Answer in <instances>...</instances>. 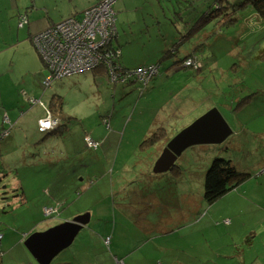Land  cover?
<instances>
[{
  "label": "rangeland",
  "instance_id": "374dc122",
  "mask_svg": "<svg viewBox=\"0 0 264 264\" xmlns=\"http://www.w3.org/2000/svg\"><path fill=\"white\" fill-rule=\"evenodd\" d=\"M211 1L189 0L187 3L191 8L183 13L184 20L190 21V14L200 13ZM185 4L181 0H115L112 8L118 19L119 36L113 42L119 47L121 44L120 48L123 47L124 54L133 62L159 63V71L156 69L151 76L146 77L138 87L139 91L129 85L122 94L117 89L113 93L114 90L107 86L119 82H105L107 85L103 83L97 86L92 72L53 80L46 90L54 91L61 97L62 111L66 116L81 120L79 122L77 118H70L65 121L69 125L68 133L63 136V145L59 147L65 154L64 158L58 161L51 159L62 133L56 138L37 128L33 133L38 142L32 146L31 156L27 152L29 146L19 148L20 153L22 151L25 155H0V229L8 232L28 231L34 227L33 222L17 224L15 221L27 218L32 213L33 220L37 217L41 200L37 193L44 188L55 192L61 200L58 203H63L61 213L52 219L59 221L66 214L78 212L92 214L91 221L80 229L73 242L59 252L51 264L74 250L80 254L90 250L92 255H96L97 264H105V259L110 262L114 254L119 256L127 251H136L140 247L135 246L141 241V238L136 239L140 235V227L123 218L120 207L124 198L126 202L132 200L133 204L137 203L136 196L133 192L126 193V188L120 189L119 186L125 177L134 173L140 175L146 160H150L151 152L157 145L153 134L158 126L163 124L165 127L166 133H159L156 138L163 147L170 135L212 107L218 108L233 132L221 143L189 147L177 159V163L184 165L193 184L187 194L182 193L183 200L190 206V197L193 195L195 205L186 213V220H181L186 226L171 235L156 234L159 235L155 238L157 247L156 243L151 242L143 244L140 251L166 254L164 258L159 257L164 262L176 256L179 261L188 260L191 263L212 258L221 264H241L240 260H244L245 264H264V19L247 7L238 12L235 24L233 22V25L220 28L211 21L194 36L187 38L184 44L173 45L174 37H179L178 30L184 24L174 8ZM171 45L179 49L178 55L162 59L165 50ZM202 46L203 51H200ZM196 47L200 48L196 52L197 56L189 57L190 61L185 62L184 59L180 64H173L175 59ZM119 56L117 63L121 69H125ZM31 59L30 48L25 42L0 51V70L6 62L9 64V60L14 61L9 74H0L2 99L20 101V90L30 92L34 80L32 70L35 68ZM37 62L42 66L39 58ZM106 76L108 78L107 72ZM154 76L157 78L154 79L153 92L139 96V92H143V87ZM132 84L136 87L135 82ZM242 97L245 98L242 100ZM41 99L46 102L44 98ZM241 100L243 102L240 104ZM25 129L31 131V127ZM84 131L95 139L108 138V143L119 142V151H116L119 146L112 145L110 148L104 145L97 151L99 160H90V151L84 148ZM79 154L82 157L84 154L85 158L77 162L75 159ZM216 155L230 158L240 171L248 173V177L209 204L203 198V183L206 169ZM89 179H92L91 183ZM139 179L146 182L143 177ZM14 180L24 183L21 188H27L28 195L36 194L29 201L28 209L25 207L29 204L17 207L7 204L21 191L20 187H13ZM134 184L137 183L130 185ZM151 192L148 194L152 197L156 193L165 196L168 188H161L154 194ZM162 213L159 207L153 212L149 211L148 217L156 221ZM171 219L178 221L174 216ZM113 230L114 239L108 249L97 241L95 234L102 239L103 234L108 231L111 234ZM21 248L23 246L20 244V249L15 246L8 252L3 264L10 262L13 257L16 258L13 264H38L34 259L29 262ZM138 253L134 256L131 254L125 264H142L136 259ZM216 253H221V256ZM223 254L234 257L224 258ZM121 262L123 264L122 259Z\"/></svg>",
  "mask_w": 264,
  "mask_h": 264
},
{
  "label": "crops",
  "instance_id": "0c3cea01",
  "mask_svg": "<svg viewBox=\"0 0 264 264\" xmlns=\"http://www.w3.org/2000/svg\"><path fill=\"white\" fill-rule=\"evenodd\" d=\"M98 1L100 0L92 1V2L90 0H0V51L4 50V48H7L8 46L16 45L19 42H25L28 44L30 48V55L32 56L31 62L35 66V68L32 70L34 80L31 83L30 92L27 93L23 89L20 90L18 92L21 95L20 101L16 99L13 101H5L4 99L1 98V93H0V128L2 127L9 128V134L0 141V155L10 156L11 154H17V153H20L19 148L23 146H29L27 149V152L31 156V154H33L31 153V148L33 145L37 144L38 142L35 138L36 135H34L33 133L34 129L37 128L39 130L38 121L41 118H44L46 116L47 111H50L52 114L57 115L60 118V120L56 128H54L53 130H50L49 132L48 131H45V132L53 134L56 138L58 137V134L62 133V135L60 136V139L58 140L59 141L58 145H56V148H55L57 150L55 151V154L52 156L51 159L54 161L55 160L58 161L64 158L65 154L61 152L62 149H60L59 147L63 145L62 138L66 133H68L67 128L69 125L60 126V124L65 123L64 117L65 118L70 117L71 119L77 118V117L70 116V115L66 116L62 111V108H63L62 106L60 109H56L55 105H54L55 107L54 109L50 108V103L52 99L56 96V92L54 91L48 92L46 90L49 87V85H51V83L48 86H45L43 84L44 78L47 74V68L43 64H41L42 66H40V63L37 62V59L39 58V56H38L36 46L31 41V36L46 29L51 24L56 23L68 16H71V15L78 16L79 14H81V12L84 9L88 8L89 6L93 4H96ZM160 6L158 9H160ZM22 13L27 15L26 23L22 25L21 27H18L19 26L18 17ZM117 23H118V19H116L117 34L115 38L119 36ZM177 38H178L177 36L174 37L175 40ZM185 40L186 38L184 39L183 42L182 41L181 42L184 44L186 42ZM121 46L122 45L120 44V47ZM120 50L121 51L119 54L120 55L119 61L122 67L124 68H134L140 65L153 63V62L150 63L148 61L133 62L130 60L131 58L127 54H124L123 47L120 48ZM13 63H14L13 60H9V64L6 62L4 67H2L0 70V74H2L3 72L9 74ZM91 72H92L91 75L94 77L95 81L97 82V86H100L105 82L109 83L108 78L106 76V72L103 68H96L93 71H90V72L88 71V72H83V73L89 74ZM157 75H161V74L158 73ZM156 78L157 76H154L152 80L147 84V86L143 87L144 90L142 93L139 92V96L148 95L153 92L152 89L155 88L154 79ZM134 82L135 81L133 80V81L123 83V84H120L119 82V84H116V85L113 84V86L107 85L106 83L105 85L112 88L114 90L113 93H115V90L117 89L118 93L122 94L125 92V88H127V86L129 85H131L130 86L131 88H135V90H138L139 84L135 82L136 87H133L132 83ZM40 92H41V95L39 96ZM37 95H38V98H36ZM41 98H44L46 102H43ZM33 99L35 100V102L32 101ZM5 117L9 119L8 123L4 121ZM70 118L65 119V121H68ZM77 120L79 119L77 118ZM107 121H109L108 118H107ZM79 122H81V120H79ZM158 122L159 121L156 120L157 124ZM160 122H163V120H160ZM160 126H164V125L161 124ZM26 127L27 128L31 127V131L26 130L25 129ZM29 134L31 136L30 141H28ZM86 135H89L90 137H92L87 131H84L83 140ZM17 136H19V140L17 139ZM173 136L174 135H170L168 138L171 139ZM93 139L98 141L99 143L98 147L95 149L89 148L84 144L85 145L84 148L90 151V153L88 154V158L90 160H93L94 162L99 160L100 156L97 153V151L99 150L100 147H103L104 145H109L110 148H112V145L119 146L118 148H116L117 149L116 151L117 152L119 151V148H120L119 142L111 141L110 143H108L107 141L108 138H101V139L93 138ZM146 141L147 140L145 139L144 143H146ZM155 143H157V145L154 146L153 151L151 152L150 160L149 161L146 160L145 166H143V168L140 170V175L139 174L136 175L134 173V174H131L130 177H125V179H123V184L119 186L120 189L126 188V193L130 194V192H133L136 196L135 198H136L137 203L133 204L132 200H129L128 202H126L124 198V200H122L120 203V207H121L122 217L133 221L136 225L140 227L139 228L140 235H138L136 239L141 238L140 239L141 241L140 243L135 244V246H140V247L143 244L147 245L148 243H151V242L154 244L156 243L155 245L157 247L158 243H157V240H155L156 236L171 235L174 232H176L178 229L180 230L182 227L186 226L185 223H182L181 220H186L185 219L186 213L189 212L195 205L193 195L190 197V204H191L190 206H188L187 202L184 201L182 197V193L187 194L188 189L193 188L192 179L190 178L191 176L190 175L187 176V172H186V169H184L183 164H181L180 162L177 163L176 161L175 164L166 171H163L160 173L153 172L154 163L158 159L164 146L166 145L165 143V145L161 147V144H162L161 141H156ZM12 144H14V146H11ZM105 150L106 148L103 151ZM20 154L25 155L22 151ZM37 154L38 156L40 155V149L37 152ZM54 157L56 159H54ZM179 157L178 159H180ZM84 158H85L84 154H83V157H82V154H79L75 160L79 162ZM139 177H143L146 182L143 183L142 181H140ZM81 180L82 178L79 179V181ZM91 182H92V179H89V183ZM135 182L137 184L130 185L131 183H135ZM22 184H24L22 181L21 182H17V180L13 181V187H16V188L20 187L21 191L20 193L15 194L12 201H8L7 204H13L15 205V207H17L18 205H22V204L28 205L30 203L29 201L34 198V195L36 197V194L28 195L27 188H21ZM81 186L82 185H80L79 187ZM110 188H113V186H111ZM161 188H168V193L165 196H160L159 194L156 193V191ZM177 188H179V190ZM150 191H153L151 192L152 194L154 193L156 194L152 197L151 195L148 194ZM43 193L47 194V196H44ZM143 193L147 195H144ZM37 195L41 197V200L39 201V206H38L39 214L37 215V217L33 220V213H32L30 214L31 216L27 218L25 217L21 220L15 221L16 223L17 222H24V223L33 222L34 227H31L28 231L16 230V231H11V232H8L6 229H0V233L2 234L1 240H0V251L2 252L0 264L4 263V259L5 257H7V253L10 252L15 246L20 249V244L23 246V248H21L22 254H24L30 262L31 259H34V257L31 255V253L27 250V248L24 245V240L30 234L34 232L44 231L48 229L49 227L60 224L66 220H70L74 216L80 214V212L75 213V214H69V215L66 214V216L62 217V219H60L59 221L52 219L54 218V216L61 213V209L63 208V203L59 204L58 202H60L61 200L58 199L55 192L50 191L49 189H46V188H44L43 191H41L39 194L37 193ZM127 195H126V198L129 196ZM162 202H163V206H161ZM133 206H135V208ZM29 207H30V204L25 208L28 209ZM44 207H54L56 208V211H54L53 213L49 215H46L44 213ZM159 207L162 208L163 215L160 214L161 216L158 217L159 219H156V221L155 220L152 221L148 217L149 211L153 212ZM128 209H130V211H127ZM88 214H89V218H88V222H89L92 219V214L91 213H88ZM171 216H174L175 218H177L178 221L171 219ZM180 216L182 217L180 218ZM168 218L169 220L167 221ZM156 234H159V235H156ZM95 236L97 237L98 239L97 241L101 245H106L104 242V238L106 236H109L110 243L109 245H106L107 248L109 249L110 244L114 239V230L111 232V234L109 233V231L103 234L102 239L97 234H95ZM121 238H123V236H121ZM249 242L251 241L249 240ZM140 247L136 251H132V252L127 251L124 255L118 256L114 254L113 260L110 259V262H109V259H105L104 263L105 264H116V259L119 258V259H122L123 264H125L126 261H129L127 259H130L131 254L132 256H134V254L138 253V251L139 253L136 255V259L137 261H141L142 264H198L199 262L200 263L203 262L200 259L197 261L198 263H191L188 260L179 261L177 260L176 256L169 257V259L164 262L161 259H159V257L164 258L166 254L151 253L150 251H147V252L140 251L141 249ZM170 255L171 254H169V256ZM216 255L221 256V253L219 254L216 253ZM95 256H96L95 254L94 255L91 254L90 250L86 251V253L84 254H80V252L74 250L72 252H68V254L60 256V258L56 261L55 264H97ZM222 256L224 258L234 257L231 254H223ZM14 259L16 258L13 257V259H11V261L8 262L7 264H13ZM93 259H94V263H93ZM53 260L54 258L52 259V261ZM34 262H36L35 259H34ZM240 263L245 264L244 260H240ZM202 264H221V263L217 259L208 258Z\"/></svg>",
  "mask_w": 264,
  "mask_h": 264
},
{
  "label": "built area",
  "instance_id": "2783aa9c",
  "mask_svg": "<svg viewBox=\"0 0 264 264\" xmlns=\"http://www.w3.org/2000/svg\"><path fill=\"white\" fill-rule=\"evenodd\" d=\"M115 0H100L84 9L78 16L71 15L32 36L34 45L39 49L49 70L44 80L48 86L53 80L61 79L76 73L92 71L98 67L107 70L108 81L124 83L128 79L143 84L146 77L157 69L155 65H142L132 70L121 69L117 63L120 48L114 47L116 37V18L112 3ZM25 14L19 15V25L26 22ZM190 61L189 58L185 60ZM188 63V62H187ZM35 102V100H32ZM60 118L47 111L39 123L40 131H50L57 127ZM5 122L9 119L5 117ZM105 123V121H104ZM9 134V128H0V140ZM85 145L97 148L99 143L89 135L84 137ZM56 211L54 207H44V213L49 215ZM1 240V234H0ZM106 245L110 237L104 238ZM2 252L0 251V260ZM116 264H122L116 259Z\"/></svg>",
  "mask_w": 264,
  "mask_h": 264
},
{
  "label": "trees",
  "instance_id": "16d2710c",
  "mask_svg": "<svg viewBox=\"0 0 264 264\" xmlns=\"http://www.w3.org/2000/svg\"><path fill=\"white\" fill-rule=\"evenodd\" d=\"M181 1L185 2L186 4L182 5V7L178 9L174 8V12L178 13L176 14L179 15V17L184 22V24H183V27H181L180 30H178L179 37L177 36L178 38L173 42V45L176 43H182L185 38L186 40H188L187 38L194 36V34H196L199 30H201L206 24H208L211 21H214L216 26L220 28L224 26L233 25L232 24L233 22L235 24L238 19V16H237L238 12L247 7H250L253 10L254 14L264 19V0H212L210 3L206 4L203 7L200 13L190 14L189 15L190 21L188 19L184 20L183 18V13L191 8V5L187 3L189 0H181ZM25 16L27 18L26 14ZM18 23H19V17H18ZM25 23L26 22H24L22 25H24ZM22 25H19L18 27H21ZM182 32L184 33L181 34ZM32 36H31V41H32ZM179 40L182 42H178ZM173 45H171L169 48L165 50V55L162 57V59L167 58L170 55H174V56L178 55L179 49H175ZM198 46L199 44H197V47ZM114 47L120 48L116 44ZM197 47L194 48V50L186 53L183 57L175 59L173 61V64L177 65L183 62L184 59H187L189 57L193 58L194 56H197L196 52L200 50V48H197ZM203 48L204 46L201 47L200 51H203ZM37 52H38V56L42 64L47 68L46 63L44 62V59L39 49H37ZM158 64L159 63H154V64L152 63V64H145V65L146 66L155 65L157 67V70L159 71ZM98 68H102V67H98ZM125 69L128 70L129 68H125ZM105 71L107 72V70ZM48 74H49V70L47 68V74L45 78L47 77ZM130 81H133V80L128 79L124 83L130 82ZM43 84H44V81H43ZM138 84L139 86L141 85L140 83ZM245 97H242L241 99L243 100ZM242 100L240 101V104L243 102ZM54 105L56 106V109L61 108L62 105H61L60 96L56 95L52 99L50 103V108L54 109L55 108ZM68 118L70 117H66V118L64 117V122H65V119H68ZM104 124L108 125V122L106 121ZM66 125H67L66 123L60 124V126H66ZM164 132H165V127L163 126L158 127L156 129V132L153 134V138H154L153 140H156V141L159 140V139H156L157 136H159V133H164ZM169 139L170 138H168L167 141ZM247 177H248V173L240 171L230 158H225L221 155H216L210 161L206 169V172H205L204 183H203L204 200L209 204L213 203L214 201L219 199L221 196H223L225 193H227L228 191H230L231 189H233L234 187L242 183L243 180L246 179Z\"/></svg>",
  "mask_w": 264,
  "mask_h": 264
},
{
  "label": "water",
  "instance_id": "95a60500",
  "mask_svg": "<svg viewBox=\"0 0 264 264\" xmlns=\"http://www.w3.org/2000/svg\"><path fill=\"white\" fill-rule=\"evenodd\" d=\"M232 128L217 107L208 109L190 124L179 130L164 146L153 166L154 173L171 168L189 147L199 144L221 143ZM89 214L74 216L60 224L30 234L24 245L38 264H50L52 259L68 247L80 229L88 222Z\"/></svg>",
  "mask_w": 264,
  "mask_h": 264
},
{
  "label": "bare ground",
  "instance_id": "6f19581e",
  "mask_svg": "<svg viewBox=\"0 0 264 264\" xmlns=\"http://www.w3.org/2000/svg\"><path fill=\"white\" fill-rule=\"evenodd\" d=\"M38 128H39V124H38Z\"/></svg>",
  "mask_w": 264,
  "mask_h": 264
}]
</instances>
